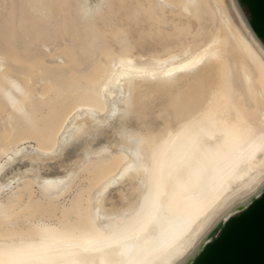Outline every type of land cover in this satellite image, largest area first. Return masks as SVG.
Instances as JSON below:
<instances>
[{"label": "bare ground", "instance_id": "bare-ground-1", "mask_svg": "<svg viewBox=\"0 0 264 264\" xmlns=\"http://www.w3.org/2000/svg\"><path fill=\"white\" fill-rule=\"evenodd\" d=\"M263 191L241 0H0V264H192Z\"/></svg>", "mask_w": 264, "mask_h": 264}, {"label": "water", "instance_id": "water-1", "mask_svg": "<svg viewBox=\"0 0 264 264\" xmlns=\"http://www.w3.org/2000/svg\"><path fill=\"white\" fill-rule=\"evenodd\" d=\"M254 30L264 39V0H241ZM192 264H264V191L232 215Z\"/></svg>", "mask_w": 264, "mask_h": 264}]
</instances>
